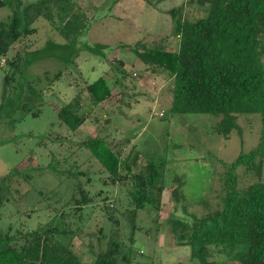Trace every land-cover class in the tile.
Masks as SVG:
<instances>
[{"label": "rangeland", "instance_id": "rangeland-1", "mask_svg": "<svg viewBox=\"0 0 264 264\" xmlns=\"http://www.w3.org/2000/svg\"><path fill=\"white\" fill-rule=\"evenodd\" d=\"M75 1L88 16L85 30L65 40L40 17L32 25L38 32L7 55L13 59L21 52L17 66L3 61L0 67V182L13 170L19 171L6 183L10 188L2 185L9 190L10 201L0 210V230L13 226L31 231L51 224L59 228L62 241L73 242L86 264H94L96 254L114 240L124 251L134 252L132 264H198L190 246L177 245L170 218L191 222L222 206L228 167L242 152L249 153L262 142L263 117L239 116V125L225 138L217 131L221 116L174 114L173 82L165 76L148 79L130 50L139 41L168 39L172 28L168 12L173 7L183 6L189 20L206 16L207 10L196 1ZM11 15L8 7L0 9V21ZM25 45L30 47L22 51ZM178 46V39H168L170 50ZM117 59L129 72V78L119 83ZM6 75L14 77L9 84H5ZM99 78L109 81L112 97L93 108L90 119L75 134L62 123L60 109ZM82 94L86 112L90 106L86 92ZM95 136L104 137L117 155H124L122 166L134 149V155H141L131 162L134 171L152 162L163 174L161 211L138 210L136 231L129 218L134 209L130 183H111L99 160L81 147L82 141ZM259 162L260 173L238 168L239 190L264 183V146ZM178 179L182 200L173 195ZM82 188L93 200L79 210L74 199ZM211 261L255 264L236 261L229 249H213Z\"/></svg>", "mask_w": 264, "mask_h": 264}, {"label": "trees", "instance_id": "trees-1", "mask_svg": "<svg viewBox=\"0 0 264 264\" xmlns=\"http://www.w3.org/2000/svg\"><path fill=\"white\" fill-rule=\"evenodd\" d=\"M190 1H196L207 14L189 20L183 6L169 10L172 28L168 39H178L177 50L168 48L167 38L151 43L139 41L130 48L143 64L145 75L152 80L165 76L173 82L171 109L174 114L221 116L217 131L225 138L239 125V116L258 114L264 123V0ZM5 7L11 9L12 15L7 21H0V67L3 61L6 66H17L21 52L16 50L13 59L7 55L16 45L24 44L38 32L32 25L40 17L47 19L53 26L52 31L65 40L77 37L85 30L84 21L88 19L75 0H0V9ZM25 46L22 51L30 47ZM91 50L100 53L98 49ZM116 61V69L122 76L121 80L116 78L119 83L129 78V72L122 60ZM12 78L6 75L5 84L11 83ZM84 91L90 106L86 112H83L86 107ZM112 94L113 89L105 78L87 83L60 109L62 123L76 134L90 119L91 110L106 102ZM81 145L99 160L111 183H130L129 195L134 209L129 218L133 231L137 230L135 217L138 210L150 207L156 212L161 211L164 185L163 174L157 165L147 162L136 166L134 171L131 162L136 163L141 155H134L132 149L122 166L120 161L124 155H117L104 137H88ZM263 146L264 132L262 142L255 149L242 152L229 165L219 209L195 217L191 222L179 217L170 218L177 245L190 246L191 257L198 264H225L211 261L213 249H229L232 258L241 263L264 264V183L255 182L239 190L236 174L241 166L261 172L259 158ZM18 174V170H13L2 178L0 210L10 201L9 190L2 185L10 188L6 183ZM176 182L173 195L182 200V182L180 179ZM79 195L74 201L81 210L92 202L93 197L83 188ZM113 222L118 224V221ZM60 234L59 228L51 224L31 231L8 226L5 231L0 230V264H86L75 251L73 242L65 243ZM133 258V251H124L122 244L114 240L108 242L105 251L96 254L94 264H132Z\"/></svg>", "mask_w": 264, "mask_h": 264}]
</instances>
